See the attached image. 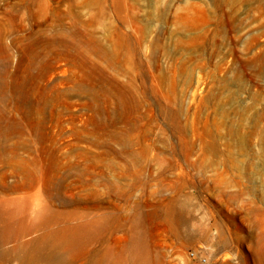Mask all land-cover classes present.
<instances>
[{"label":"rangeland","instance_id":"1","mask_svg":"<svg viewBox=\"0 0 264 264\" xmlns=\"http://www.w3.org/2000/svg\"><path fill=\"white\" fill-rule=\"evenodd\" d=\"M0 232V264H264V0H0Z\"/></svg>","mask_w":264,"mask_h":264},{"label":"bare ground","instance_id":"2","mask_svg":"<svg viewBox=\"0 0 264 264\" xmlns=\"http://www.w3.org/2000/svg\"><path fill=\"white\" fill-rule=\"evenodd\" d=\"M95 231V226H80L75 229L54 231L48 233L44 237L45 239L37 245L39 246V251L47 258L56 262H65L68 258L72 257L84 243L89 241L94 236ZM1 234L2 233L0 232V235ZM143 250V240L141 238H137L133 243L131 251V257L134 264H146V258ZM111 260L112 262L116 261L113 257Z\"/></svg>","mask_w":264,"mask_h":264},{"label":"built area","instance_id":"3","mask_svg":"<svg viewBox=\"0 0 264 264\" xmlns=\"http://www.w3.org/2000/svg\"><path fill=\"white\" fill-rule=\"evenodd\" d=\"M190 256L197 258L199 260L200 264H207V258L206 255L204 253H200V251H192L190 252Z\"/></svg>","mask_w":264,"mask_h":264}]
</instances>
